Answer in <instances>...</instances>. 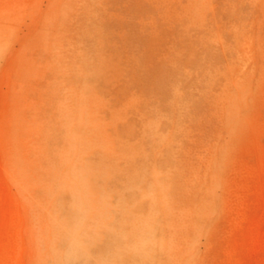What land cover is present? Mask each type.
Listing matches in <instances>:
<instances>
[{
    "label": "rangeland",
    "instance_id": "rangeland-1",
    "mask_svg": "<svg viewBox=\"0 0 264 264\" xmlns=\"http://www.w3.org/2000/svg\"><path fill=\"white\" fill-rule=\"evenodd\" d=\"M0 264H264V0H0Z\"/></svg>",
    "mask_w": 264,
    "mask_h": 264
}]
</instances>
